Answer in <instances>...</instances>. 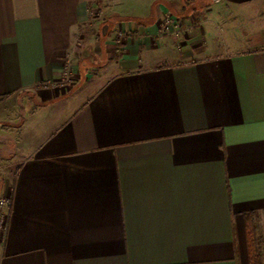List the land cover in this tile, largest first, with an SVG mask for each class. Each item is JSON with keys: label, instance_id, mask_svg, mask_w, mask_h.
Instances as JSON below:
<instances>
[{"label": "crops", "instance_id": "crops-1", "mask_svg": "<svg viewBox=\"0 0 264 264\" xmlns=\"http://www.w3.org/2000/svg\"><path fill=\"white\" fill-rule=\"evenodd\" d=\"M92 1L0 0V264H264V0Z\"/></svg>", "mask_w": 264, "mask_h": 264}, {"label": "rangeland", "instance_id": "rangeland-1", "mask_svg": "<svg viewBox=\"0 0 264 264\" xmlns=\"http://www.w3.org/2000/svg\"><path fill=\"white\" fill-rule=\"evenodd\" d=\"M97 0H93L91 3H94V5L91 6L92 9V16L95 18L98 15H101V13L106 12L108 15L107 17H111V14L109 13L111 10L108 9V7L112 8L113 5L116 3L114 2V0H110V3L108 4H103V2L100 1V3L96 4ZM95 23V21H94ZM99 25H94V27H90L87 26L86 29H88L87 35L84 37H81V39L79 40L80 45H78V48L81 49H86L87 45H90L91 43L89 39L93 38V36L95 35V38L97 39V34L99 32ZM86 43V44H85ZM90 47H92V45H90ZM94 48H91V50H93ZM85 52V53H84ZM86 50L83 51L82 56H77V58L75 57L74 60H70L67 63L68 65L65 67L66 73H63V77L61 78V80L57 83H55V88L57 90H69L71 88V85H74L75 82L79 79V75H80V69L82 67V69H85L86 66L89 68V62L85 61L86 59ZM98 59H101V57H97ZM96 57L90 56L89 57V61H91L92 63H94L93 61L97 59ZM107 59V58H106ZM90 62V63H91ZM96 67V66H95ZM94 66L92 67L93 69H95V72H97V68H95ZM87 68V69H88ZM88 71V70H87ZM67 72L68 75H67ZM92 72V71H91ZM94 75H97L94 73ZM69 76L71 78V81L69 83V85L67 86L68 88H65L64 86H62V83L65 81V78ZM32 94V93H30ZM37 97L39 98L40 102H43L42 99L40 98V95L38 94V92L36 93ZM33 103V107H37L39 105V101H37V99L32 101ZM29 106H24L21 104L18 105V109H14L11 106H2V108H0V115L3 114V117H9V118H15V117H21V115H25V112L28 111ZM30 107H32V105H30ZM6 109V110H5ZM9 129H13V127L9 126ZM253 239H254V251L256 252V255H260V257L264 258V217H260L258 219V221L254 224L253 226Z\"/></svg>", "mask_w": 264, "mask_h": 264}, {"label": "built area", "instance_id": "built-area-1", "mask_svg": "<svg viewBox=\"0 0 264 264\" xmlns=\"http://www.w3.org/2000/svg\"><path fill=\"white\" fill-rule=\"evenodd\" d=\"M172 23L177 27L178 26L180 27V24L172 17V15L168 14L162 22V28L166 29L169 26V24ZM68 73L69 72H67V75ZM70 81L71 78L67 76L65 78V81L62 83V86L68 88L67 86L69 85ZM12 204H13L12 197L10 196L0 197V242L4 240L7 234Z\"/></svg>", "mask_w": 264, "mask_h": 264}, {"label": "trees", "instance_id": "trees-1", "mask_svg": "<svg viewBox=\"0 0 264 264\" xmlns=\"http://www.w3.org/2000/svg\"><path fill=\"white\" fill-rule=\"evenodd\" d=\"M253 215H254L253 213L248 214L247 215V220H252L253 219Z\"/></svg>", "mask_w": 264, "mask_h": 264}]
</instances>
